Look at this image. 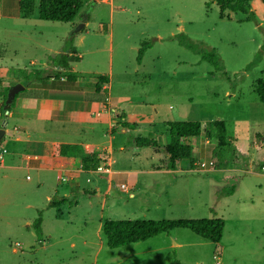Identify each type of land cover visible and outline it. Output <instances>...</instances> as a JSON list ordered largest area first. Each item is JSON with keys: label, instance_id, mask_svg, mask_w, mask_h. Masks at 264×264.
<instances>
[{"label": "rangeland", "instance_id": "rangeland-1", "mask_svg": "<svg viewBox=\"0 0 264 264\" xmlns=\"http://www.w3.org/2000/svg\"><path fill=\"white\" fill-rule=\"evenodd\" d=\"M82 1L70 23L40 20L39 0H34L30 20H0V69L9 77V84L19 81L27 89L24 75L46 68L47 57L58 53L69 55V69L60 70L63 80L31 81L29 87L33 83L45 89L93 91L97 78L107 77L101 87L105 99L110 96L118 115H123V110L129 121L137 123V129L129 130L132 135L159 137L161 143L156 149L129 145L125 153L116 148L114 168L132 161L141 168L151 162L164 166L163 146L169 141L164 123L168 121L204 124L224 120L229 146L218 148L216 141L203 133L183 140L192 148L193 169L188 160L177 162L175 174L187 179H181L174 189L184 202L193 205L191 212L143 211V205L151 207L154 202L148 186L135 190L124 184L127 189H123L117 181L107 184L106 176L87 174L89 182L83 184L84 190L75 187L68 198L77 204L55 217V209L45 206L52 184L37 189L33 172H7L14 187L0 184V264H174L172 260L185 264H264V173L243 175L235 170L249 166L264 171V103L252 91L254 81L264 78V0L250 1V17L226 12L223 18L214 0H113L112 11L109 3ZM178 35L215 49L224 73L181 45ZM143 42L149 47L138 63ZM256 57V63L248 66ZM70 75L77 80L68 81ZM2 100L0 96V125L7 120ZM7 125L12 126V122L7 120ZM119 132L116 143L121 142L123 132ZM105 158L107 151H100V160L105 162ZM210 160L211 168L197 166V162ZM221 165L230 170H220ZM136 176L144 184L161 177L139 172L132 179ZM240 181L236 194L224 193ZM67 190L68 183L59 186L61 193ZM133 193L138 199L131 200ZM103 197L106 201L102 206ZM27 202L36 207H25ZM37 209L42 217L40 235L23 225L25 221L31 224ZM212 217L224 220L219 246L180 228L113 249L106 246L101 232L100 247L96 234L100 219ZM214 254L219 255L218 260L213 259Z\"/></svg>", "mask_w": 264, "mask_h": 264}, {"label": "crops", "instance_id": "crops-1", "mask_svg": "<svg viewBox=\"0 0 264 264\" xmlns=\"http://www.w3.org/2000/svg\"><path fill=\"white\" fill-rule=\"evenodd\" d=\"M93 1L96 5L99 3H109L112 11L113 0ZM31 17H33V14ZM31 17L23 18L20 15L18 0H0V20L21 23L22 21L30 20ZM47 67L48 66H46V68ZM2 73L4 74L0 69L1 97V92L4 87H10L19 82L15 81L14 83L9 84V77ZM60 79L63 80V78ZM48 80L52 79L50 78ZM31 85L32 86L29 87L27 84V89L19 94V96L14 97L13 105L8 111H5L7 120L12 122V126L7 125L6 119L3 121V124L0 125V129L3 130V135L0 139V149L5 151L3 160L0 162L1 185H7L10 188L12 186L14 187V184L11 183L12 179L7 173L9 171L20 169L31 171L37 176L35 181L37 189L45 184L53 185L49 195L45 196V206L47 207L48 201L53 196L68 199L75 187L84 190L83 184L85 185L86 182H89L86 175L95 174L97 176H106L107 184H112V181H117L118 184H125L130 188H135V190H140V186L142 185L148 186L152 192V201L154 202L151 207L143 205V211L146 210L151 212L160 210L163 214H165L164 212H173V210L193 211V205L188 202V200L184 202L185 198L178 195L174 189L176 185L180 183L181 179H183L182 181H186L187 179L186 177L175 174L178 172L175 169L177 163L175 164L174 169H168L166 167L167 161L164 166H156L154 162H151L147 167L141 168L140 165L132 161V163L122 165L119 168L113 167L115 149L117 148L119 151L121 150L125 153V148H127V146L134 145L132 141V138L134 137V135H132L133 131L129 130H135L138 126L134 129L122 126L121 122L132 121H129L127 114L123 110H120L123 112V115H118L110 96L106 101L102 88L98 95L94 93V90L77 89L82 96L76 97V94H74V97H63L61 96L63 92H75L76 90L61 87L45 89L38 87L37 84L34 85L31 83ZM52 90H55L57 94L54 96L51 95ZM119 116H121V118H119ZM119 131L123 132L121 135V142L116 143L115 138ZM103 137L105 140H102ZM155 139L159 141V137ZM60 144H77L81 147L82 151L77 157H59L58 149ZM102 150L107 151V159L105 158V162H103L104 160H100V151ZM54 155L57 156V166H53L52 164ZM89 155H95L98 159V167H103L104 170L99 171L98 167L95 170H83L80 167V157ZM151 155L152 157L155 156L153 154ZM153 158H156V156ZM220 170L228 172L230 169L221 165ZM235 170L244 172L243 175L264 173L259 167L256 170H253L249 166H247V169L235 167ZM139 172H149L150 174L159 177L161 174H169L168 177L161 176L162 178H157L155 181H153V179L151 182L144 184L137 176L132 179V175L138 174ZM231 177H233V175ZM64 183H68L69 190L61 193L59 191V186ZM240 184L241 181L236 187L234 186V190L230 195H234L239 191ZM256 186H258V189L261 187L259 183H257ZM96 189L99 190V186H96ZM142 191L149 192L148 189H143ZM134 193L132 194L134 197L131 198V200L138 199V197H135L136 195H134ZM240 198H243V196ZM105 201L106 198L103 197L101 201L102 206ZM181 202L184 203L180 204ZM24 206L27 208L36 207L35 204L28 202ZM66 207L67 209H70L73 205L72 207L61 205L54 208L56 211L54 216L61 217ZM212 209L214 210V208ZM102 220L103 219H100L96 229L100 247L102 246V238H100ZM23 225L29 227L30 223L25 221ZM86 242V239H84L83 243L85 244ZM212 244L219 246V242ZM177 245L180 246L181 243L178 242ZM219 263L220 262H217V264Z\"/></svg>", "mask_w": 264, "mask_h": 264}, {"label": "trees", "instance_id": "trees-1", "mask_svg": "<svg viewBox=\"0 0 264 264\" xmlns=\"http://www.w3.org/2000/svg\"><path fill=\"white\" fill-rule=\"evenodd\" d=\"M219 9V17L223 18L226 12H240L252 15L250 10L251 0H214ZM82 0H39L38 2V17L40 20L48 22L70 23L76 18L79 10L82 8ZM19 13L23 18H29L33 14L34 0H18ZM178 42L188 49L200 54L201 59L209 62L215 70L223 72V66L220 62L217 51L213 48L205 46L203 43L193 42L185 35H178ZM149 47L147 42H143L138 50L137 62L139 63L141 57ZM69 55L67 53H58L53 56H48L47 60L49 66L44 69H36L29 72L26 76V85L31 81H45L48 79L59 80L60 70L69 69ZM257 57L248 64V66L256 63ZM224 73V72H223ZM67 80L74 82L77 80L75 75H70ZM107 82V77L99 76L94 83V93L98 95L102 84ZM9 86L2 89V103L7 96ZM26 90V88H24ZM22 90L23 93L25 90ZM252 91L257 96L259 101L264 103V78H259L254 81ZM19 92V93H21ZM60 92V91H58ZM57 94L55 90L51 91V95ZM82 96L80 92H63V97ZM18 93L15 95V97ZM13 105H9L7 111ZM4 112L6 110H3ZM121 118V116H119ZM123 127L134 129L137 127L133 122H121ZM167 127L169 141L163 146L166 157V167L174 169V166L179 161L188 160L190 168L192 148L189 144L184 143V139L196 137L204 134L208 139L216 141L218 148L228 147L227 124L224 120L213 119L204 124L199 121H168L164 123ZM258 135V134H257ZM133 144L137 147L160 148L159 141L152 137L143 135H136L132 138ZM82 149L77 144H60L58 149V156L63 158L77 157ZM80 167L83 170H95L98 167V159L95 155L81 156ZM53 166H57V156L54 155ZM234 190L232 185L226 188L224 193L230 195ZM76 204V200L67 199L64 197L53 196L47 203L48 208H56L61 205H68L71 207ZM41 211L37 212V216L31 222L30 227L37 235L41 233ZM187 229L196 236L208 240L212 243H218L224 228V220L221 218H201V219H103L101 224V233L104 237L105 244L108 248H118L127 244L137 243L151 239L159 234H168L172 229ZM168 258L170 256L168 255ZM174 264H181L176 260H172Z\"/></svg>", "mask_w": 264, "mask_h": 264}, {"label": "water", "instance_id": "water-1", "mask_svg": "<svg viewBox=\"0 0 264 264\" xmlns=\"http://www.w3.org/2000/svg\"><path fill=\"white\" fill-rule=\"evenodd\" d=\"M81 25V23L79 24ZM24 87L17 83V84H13L12 86H10L8 88V91H7V96H6V99L4 101V104H3V109L4 110H7L9 105L11 104V102L13 101L14 97H15V94L18 93L19 91L23 90ZM3 135V130L0 129V139Z\"/></svg>", "mask_w": 264, "mask_h": 264}, {"label": "built area", "instance_id": "built-area-1", "mask_svg": "<svg viewBox=\"0 0 264 264\" xmlns=\"http://www.w3.org/2000/svg\"><path fill=\"white\" fill-rule=\"evenodd\" d=\"M4 150L3 149H0V162L3 160V156H4ZM197 166L200 168V169H205V168H211L213 166V161H200V162H197ZM264 169V167H262ZM99 170H104L103 167H98ZM121 188L125 189L126 186L124 184H121L120 185ZM213 259L215 260H218V256L217 255H214L213 256Z\"/></svg>", "mask_w": 264, "mask_h": 264}]
</instances>
